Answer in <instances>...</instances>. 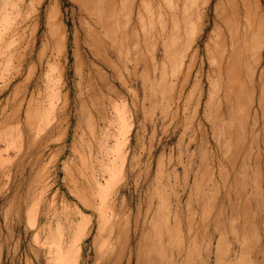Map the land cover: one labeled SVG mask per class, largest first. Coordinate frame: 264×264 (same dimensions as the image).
Wrapping results in <instances>:
<instances>
[{
    "label": "rangeland",
    "instance_id": "374dc122",
    "mask_svg": "<svg viewBox=\"0 0 264 264\" xmlns=\"http://www.w3.org/2000/svg\"><path fill=\"white\" fill-rule=\"evenodd\" d=\"M92 1L0 0V264H264V0Z\"/></svg>",
    "mask_w": 264,
    "mask_h": 264
},
{
    "label": "bare ground",
    "instance_id": "6f19581e",
    "mask_svg": "<svg viewBox=\"0 0 264 264\" xmlns=\"http://www.w3.org/2000/svg\"><path fill=\"white\" fill-rule=\"evenodd\" d=\"M91 1H92V0H91ZM113 1H114V0H113ZM74 2H75V1H74ZM83 2H84V1H83ZM92 2L94 3L95 1H92ZM95 3H96V2H95ZM97 4H98V3H97ZM79 5H81V4H79ZM90 5H91V4H90ZM147 5H148V4H147ZM82 6H83V5H82ZM82 6H81V7H82ZM96 6H97V5H96ZM96 10H97V9H96ZM166 10H167V9H166ZM84 13H85V12H84ZM96 13H97V12H96ZM86 14H87V13H86ZM112 14H113V13H112ZM97 15H98V14H97ZM97 15H96V16H97ZM145 15H146V14H145ZM88 16H89V15H88ZM151 16H152V15H151ZM109 18H110V17H109ZM91 19H92V18H91ZM99 20H100V19H99ZM102 21H103V20H102ZM103 22H104V21H103ZM140 22H141V21H140ZM104 24H105V23H104ZM171 24H172V23H171ZM112 25H113V24H112ZM115 26L118 27V25H115ZM175 26H176V25H175ZM142 27H145V26H142ZM173 27H174V26H173ZM150 28H151V27H150ZM139 29H140V28H139ZM106 32H107V31H106ZM114 33H115V32H114ZM90 38H91V37H90ZM142 38H143V37H142ZM143 39H144V38H143ZM97 42H98V40H97ZM141 42H142V41H141ZM98 43H99V42H98ZM91 44H92V43H91ZM94 46H95V45H94ZM146 46H147V45H146ZM98 47H99V46H98ZM149 47H150V46H149ZM91 49H92V47H91ZM230 50H231V49H230ZM90 52H91V51H90ZM119 52H120V51H119ZM128 54H129V53H128ZM96 55H97V54H96ZM101 55H102V54H101ZM207 55H208V54H207ZM245 56H246V55H245ZM193 57H194V56H193ZM184 58H185V57H184ZM191 59H192V58H191ZM131 60H132V59H131ZM101 62H102V61H101ZM103 63H104V62H103ZM213 63H214V62H213ZM105 65H106V64H105ZM213 66H214V65H213ZM110 68H111V67H110ZM212 71H213V70H212ZM224 84H225V83H224ZM226 89H227V88H226ZM229 90H230V89H229ZM188 92H189V91H188ZM230 94H231V93H230ZM50 106H51V105H50ZM262 110H263V109H262ZM123 116H124V115H123ZM123 123H124V122H123ZM123 125H124V124H123ZM120 127H121V126H120ZM122 127H123V126H122ZM123 129H124V128H123ZM123 129H122V130H123ZM122 130H121V131H122ZM126 132H127V131H126ZM126 132H125V133H126ZM125 133H124V135H125ZM124 138H125V137H122V139H123L122 141H124ZM91 139H92V138H91ZM117 140H118V139H117ZM119 141H120V140H119ZM119 141H118V143L120 144ZM126 141H127V140H126ZM126 141H124V143H125ZM118 143H117V144H118ZM122 143H123V142H122ZM117 144H115L116 147H117ZM119 144H118V145H119ZM122 146H124V145L122 144ZM122 146H121V144H120L118 147H119V148L121 147V149H122ZM119 148H118V149H119ZM119 151H120V150H118V152H117V153H118V154H117L118 156H119V154L121 153V151H120V152H119ZM113 158H114V157H113ZM116 158H118V161H119L120 163H117L118 161H117V159H115V162L117 161L116 164H119V168L115 166V170H116V168H117V170H119L120 167H121V165H122V163H123V162H122V161H123V160H122L123 158H122V155H121V154H120V157H116ZM121 160H122V161H121ZM121 162H122V163H121ZM116 164H115V165H116ZM85 176H86V175H85ZM113 176H114V175H113ZM207 206H208V205H207ZM88 209H89V208H88ZM35 220H36V219H35ZM83 229H84V228H83ZM34 235H35V234H34ZM82 235H83V234H82ZM74 236H75V235H74ZM79 240H80V239H79ZM74 243H76V242H74ZM74 245H75V244H74ZM77 247H78V246H77ZM70 248L72 249L73 247L70 246ZM77 250H78V249H77ZM75 251H76V250H75ZM78 251H79V250H78ZM78 251H77V252H78ZM64 252H65V251H64ZM78 253H79V252H78ZM65 254H66V253H65ZM74 254H75V252H74ZM59 255H60V253H59ZM77 256H78V255H77ZM75 257H76V256H75ZM75 257H74V258H75ZM128 258H129V257H128ZM63 259H64V257H63ZM63 259H62V260H63ZM129 260H130V259H129ZM74 261H75V260H74ZM63 262H64V261H63ZM63 262H60V263L63 264ZM259 262H260V261H259ZM105 263H106V262H105ZM55 264H56V263H55Z\"/></svg>",
    "mask_w": 264,
    "mask_h": 264
}]
</instances>
